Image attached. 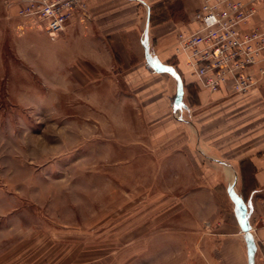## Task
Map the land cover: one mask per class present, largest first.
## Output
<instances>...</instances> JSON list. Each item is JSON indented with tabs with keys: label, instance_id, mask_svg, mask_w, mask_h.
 Here are the masks:
<instances>
[{
	"label": "rangeland",
	"instance_id": "obj_1",
	"mask_svg": "<svg viewBox=\"0 0 264 264\" xmlns=\"http://www.w3.org/2000/svg\"><path fill=\"white\" fill-rule=\"evenodd\" d=\"M18 9L0 0V264H231L232 216L173 170L171 79L128 76L86 8L56 34Z\"/></svg>",
	"mask_w": 264,
	"mask_h": 264
},
{
	"label": "crops",
	"instance_id": "obj_2",
	"mask_svg": "<svg viewBox=\"0 0 264 264\" xmlns=\"http://www.w3.org/2000/svg\"><path fill=\"white\" fill-rule=\"evenodd\" d=\"M200 2L91 0L86 10L93 33L125 54L122 61L129 68L128 76L171 79L174 92L167 102L171 125L177 130L172 154L175 174L186 173L188 180L198 182L188 196L207 198L203 204L215 218L232 216L216 220L226 231L216 239L223 240L225 260L233 264L241 257L245 264H264V228L254 230V223L264 215V84L245 95L230 90L208 93L198 87L185 58L175 51L179 34L198 29L194 14ZM255 26H264V7L244 29ZM221 182L225 184L222 201L216 191Z\"/></svg>",
	"mask_w": 264,
	"mask_h": 264
},
{
	"label": "built area",
	"instance_id": "obj_3",
	"mask_svg": "<svg viewBox=\"0 0 264 264\" xmlns=\"http://www.w3.org/2000/svg\"><path fill=\"white\" fill-rule=\"evenodd\" d=\"M89 1L19 0L17 17L47 34L61 33ZM262 7L264 0H201L194 14L198 29L179 34L175 51L200 89L245 95L264 84V26L244 29ZM258 223L264 228V215Z\"/></svg>",
	"mask_w": 264,
	"mask_h": 264
},
{
	"label": "bare ground",
	"instance_id": "obj_4",
	"mask_svg": "<svg viewBox=\"0 0 264 264\" xmlns=\"http://www.w3.org/2000/svg\"><path fill=\"white\" fill-rule=\"evenodd\" d=\"M186 61V60H185ZM186 64H187V62H186ZM187 66H188V64H187ZM189 67V66H188ZM228 173H229V171H228ZM233 178V177H232ZM232 181H233V179H232ZM232 183V182H231ZM234 197V196H233Z\"/></svg>",
	"mask_w": 264,
	"mask_h": 264
}]
</instances>
